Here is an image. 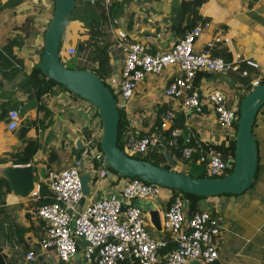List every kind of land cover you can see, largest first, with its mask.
Masks as SVG:
<instances>
[{
	"label": "crops",
	"instance_id": "crops-1",
	"mask_svg": "<svg viewBox=\"0 0 264 264\" xmlns=\"http://www.w3.org/2000/svg\"><path fill=\"white\" fill-rule=\"evenodd\" d=\"M183 1L188 0H177L182 19L179 23H172L168 18L175 15V0H102L106 13L102 38H107L110 43L108 52L112 70L105 82L109 84L112 76L117 77L121 72L124 52L117 44L119 32L126 34L128 42H148L152 52H166L191 30L182 31L192 17L183 14ZM112 2L116 4L113 12L110 11ZM75 3L77 18L65 27L63 47L77 46L87 41L89 31L86 26L93 19L100 21L96 0L93 3L91 0H76ZM53 7L52 0H0V113L2 106L17 109L20 113L25 109L24 115L20 114L18 130H27V138L40 142V149L29 163L14 164L7 153L20 150L24 144L18 132H12L8 124L0 122V179H5L0 181V264H90L85 256L83 240H78L77 252L67 263L61 262L54 250L45 251L41 246L45 227L35 213L42 200L40 187L42 183L46 185L48 172L74 164L76 143L82 141L83 134L89 129L86 114L90 105L88 102L62 85H56L41 99L40 103L45 109L39 110V103L28 80L30 70L38 63L43 33L51 19ZM198 15L195 25L201 27V33L194 42V51L200 52L213 42V55L228 60L235 59L236 55L249 58L259 64L258 68L253 69L242 64L252 70L251 79L264 77V0H202ZM147 36L152 39L147 40ZM216 37L220 41L216 42ZM34 44L37 45L35 54L30 48ZM93 66L92 63L90 68ZM84 67L89 68H78ZM177 75H180L177 66H167L161 73L149 74L139 82L125 109L128 131L123 138L128 133L144 136L156 131L160 112L169 108L178 114L183 113V129H189V136L183 138L184 142L192 138L206 148H213V145L225 140V131L207 101L202 112L185 114L180 110L178 100L165 95L166 85ZM242 77L238 73L200 72L194 83L205 94L211 89L222 90L228 97L229 105L239 108L242 96L248 92ZM24 121L28 125H24ZM30 121H34V124L30 123L29 126ZM253 129L260 150L253 185L241 194H223L199 201L201 210L215 215L223 227L217 238L219 259L216 264H264V106L257 114ZM156 148L165 155L171 169L182 172L181 160L175 162L165 146ZM182 162L197 173L203 170V166L196 161L193 164L182 159ZM30 164L34 171V189L28 196L21 197L12 191L2 171L8 165ZM80 171L85 180L81 205L121 189L127 181V177L114 174L98 179L86 164L80 167ZM174 193L164 187L158 198L145 200L155 206L160 222ZM145 213L150 235L158 239L167 238V231L162 225L161 229L155 228L148 212ZM31 251L35 254L33 259L28 258ZM164 255L162 252L158 264H165Z\"/></svg>",
	"mask_w": 264,
	"mask_h": 264
},
{
	"label": "built area",
	"instance_id": "built-area-1",
	"mask_svg": "<svg viewBox=\"0 0 264 264\" xmlns=\"http://www.w3.org/2000/svg\"><path fill=\"white\" fill-rule=\"evenodd\" d=\"M200 33L201 27L197 25L168 51L152 52L148 42H128L126 34L119 32L117 44L124 52V59L120 74L112 76L109 84L113 93L120 98L118 108L125 111L139 82L149 74L161 73L167 66H177L180 75L168 82L164 89L165 95L178 100L180 110L185 114L202 112L207 101L225 131L224 141L228 145L235 140L239 108H232L228 97L220 89H211L205 94L195 85V77L199 72L238 73L245 77L249 72L241 70L242 64L253 68H258L259 64L240 55H236L233 60L213 55V42L200 52L194 51L193 45ZM146 39L152 38L147 36ZM214 40L218 42L220 38ZM76 50L75 46L63 47L61 56L62 53L73 56ZM89 54L90 49L79 54L78 61L85 63L83 66H92ZM260 81L261 78L252 80L251 88L261 84ZM86 111L89 129L82 137L85 149L81 158L68 168L48 172L46 185L53 202L38 206L35 211L45 227L41 246L45 251L54 250L64 263L74 257L78 240H83L86 245L85 256L90 264H120L122 261L158 264L167 238L158 239L150 235L146 213L134 201L158 198L162 186L138 178H127L121 189L81 205L80 201L84 198L80 171L82 165L91 168L98 179L109 178L113 174L100 147L102 126L100 116H96L98 110L90 104ZM176 116L174 109L162 110L158 116L157 130L144 136L126 134L123 150L130 156H144L152 146H160L162 140L168 147H177L181 129L172 127ZM8 117L9 130L19 127V110L10 109ZM168 130L170 138L166 140L165 133ZM181 155L188 162H193L197 155L196 163L203 166L205 177L225 176L234 165V156L224 157L222 152L214 148H206L199 142L189 144V140L184 142ZM185 207V201L178 194L162 217L161 225L175 246L165 252V264H187L194 260L205 264L215 263L219 259L217 238L223 228L220 220L206 210H200L186 219ZM34 256V252L28 253L29 259Z\"/></svg>",
	"mask_w": 264,
	"mask_h": 264
},
{
	"label": "water",
	"instance_id": "water-1",
	"mask_svg": "<svg viewBox=\"0 0 264 264\" xmlns=\"http://www.w3.org/2000/svg\"><path fill=\"white\" fill-rule=\"evenodd\" d=\"M53 2V13L44 33L39 68L46 78L56 81L97 108L102 126L100 147L113 172L122 177L138 178L147 183L201 197L237 195L253 185L260 155L253 126L258 112L264 106V82L248 91L241 100L235 135L234 165L231 173L221 177H195L135 158L118 145L120 110L111 88L91 70L68 68L61 60V44L65 27L71 20L76 0H54ZM173 8L175 15L168 19L172 23H179L182 13L177 0ZM162 22L164 23L165 20ZM181 136L188 138L189 129H183ZM164 143L165 140H162L161 146L164 147ZM76 147L75 161L81 158L85 149L81 140L77 141ZM2 175L16 195L26 197L34 189L32 164L8 165L3 169ZM80 202H83V198ZM134 204L142 208L144 212H148L152 225L161 229L159 212L154 205L145 200H135ZM192 264L201 263L195 261Z\"/></svg>",
	"mask_w": 264,
	"mask_h": 264
},
{
	"label": "trees",
	"instance_id": "trees-1",
	"mask_svg": "<svg viewBox=\"0 0 264 264\" xmlns=\"http://www.w3.org/2000/svg\"><path fill=\"white\" fill-rule=\"evenodd\" d=\"M52 1H54V0H52ZM201 3H202V0L183 1V14L184 15H186V14L192 15V17H190V19H189V22L182 29V31H184V33L187 30L192 29L196 26L195 24H196V22H198V19H199L198 8L201 5ZM96 5H97L96 8H97L99 15H100V21L93 19L89 23V25L86 26V27H88V31H89L88 32L89 39L87 41L81 42L77 45V52L80 54V53L84 52L85 50L90 49V54H89L90 58L89 59L94 64V66L92 68L89 67L88 70H91L92 72L97 74V76H99L105 82L107 77L110 76L111 71H112L111 66H110V56H109V52H108V49L110 47V43L107 42V38H102V36H104V31L102 30V25H103V22H105V18H106L105 9H104V6L102 5V0H96ZM115 8H116V4H115V2H112L111 7H110V11L113 12V10H115ZM76 18H77V10H76V3H75V7H74V10L72 13L71 20L76 19ZM44 33H45V31H44ZM44 33H43V37H44ZM62 47H63V42L61 44V49H62ZM42 52H43V47L41 48V51L39 52L38 63L30 70L29 75H28L29 76L28 80H29V83L31 84V86L33 88L36 101L39 103L37 106V108H39V110L45 109V107L40 103V101L44 97V95L47 94L50 90H52L53 86L61 85L52 79L46 78L43 75V73H42V71L38 65ZM72 60H77V58L75 56H72ZM85 68L86 67H84L83 69H85ZM242 69H246V66L242 65L241 70ZM251 69H253V67H251ZM246 70L249 71V74L245 77H242V76L241 77H242V81L247 86L248 91H250L252 89L250 86V82L252 81V79H251L252 70H250V69H246ZM263 82H264V77L261 78L260 83H263ZM108 86L110 87V85H108ZM111 90L113 91L112 88H111ZM243 97H244V95L242 96V98ZM240 103H241V101H240ZM9 110L10 109L8 108V106L7 107L2 106L1 113H0V122L6 123V124L9 122V117H8ZM119 110H120V122H119V133H118V145L123 149V137H124V134L128 131V121L126 118V112L122 109H119ZM24 113H25V109H23L22 112L20 113L21 116H23ZM97 115H99L98 111L96 112V116ZM30 123L33 125L34 121H30L29 126H30ZM23 124L28 125L27 121H24ZM19 127H20V125H19ZM19 127L12 130V132H18V137L20 138V140L24 144V146H22L20 148V150H18V151L8 152L7 154L10 155V157L12 158L11 160L14 162V164H27L34 158V156L37 154V151L40 149V142L38 139L27 138L26 137L27 130H21V129L18 130ZM172 127H178L180 129H183L185 127L184 120H183V113L182 114L177 113V116L175 119V124ZM236 127H237V124H236ZM86 133H88V132L86 131ZM165 138H166V140L168 138H170V131L169 130L166 131ZM194 143H195L194 139L190 138L189 144H194ZM257 145H258V143H257ZM165 147L169 149L168 151H170L171 154L173 155V159L175 162L181 160V163L183 164L182 167H185L186 169L189 170V168L182 162V159H181L182 158L181 153H182V149L184 147V139L182 138V136L178 140V146L177 147H168L167 145H165ZM213 148L222 152L224 157H228L230 155L235 157V140L230 141V143L228 145H226L225 141H223L220 144L213 145ZM259 154H260V152H259ZM133 157L149 161L155 165L163 166V167L168 168V169L172 168V166L169 163H167V159H166L165 155L162 152H160L157 148H150L148 153L144 156L136 155ZM197 157L198 156L196 155L194 157L193 162H191V163L195 164L194 161L197 160ZM257 169H258V167H257ZM191 170H192V168H191ZM232 170H233V168L230 170L229 173H231ZM113 173H115V172H113ZM117 176L121 177L118 174H117ZM205 176L206 175L204 174V171L202 170V171L198 172L195 177H205ZM255 177H256V175H255ZM1 180H3V179L1 178L0 181ZM8 188H9V186H8ZM171 190H173L175 192L171 198V201L173 200V198L176 195L180 194L182 196L183 200L185 201V204L188 202V205H186V207H185V216L187 218H190L194 213L201 210V208L199 206V201L203 198H206V197L197 196L195 194H190V193L183 192V191L176 190V189H171ZM40 193H41V199L42 200H41L39 206L53 202V197H52L50 190L43 183L41 184V187H40ZM174 247L175 246L171 242V240L169 239V234H168L167 235V245L165 248H163L161 250V253L162 252L165 253L167 251H170ZM122 262L129 264V262H127V261H122ZM133 264H139V263H133ZM212 264H216V262L212 263Z\"/></svg>",
	"mask_w": 264,
	"mask_h": 264
},
{
	"label": "rangeland",
	"instance_id": "rangeland-1",
	"mask_svg": "<svg viewBox=\"0 0 264 264\" xmlns=\"http://www.w3.org/2000/svg\"><path fill=\"white\" fill-rule=\"evenodd\" d=\"M52 15V14H51ZM36 46L37 45H33V47L31 46L30 48L32 49L33 48V51H34V54H35V49H36ZM63 46H64V44H63ZM76 48H77V46H75ZM63 48V47H62ZM73 56H75L76 58H77V60H78V57H79V53L77 52V50H76V53L73 55ZM61 60L63 61V64L65 65V66H67L68 68H72V69H74V68H78V67H81V66H83V65H85V63H81V62H79V63H77L78 61H76V60H72V56H68V55H64V53H62V56H61ZM81 63V64H80ZM81 65V66H80ZM108 84V83H107ZM108 85H110V84H108ZM248 91V90H247ZM247 93V92H246ZM115 98H116V100H117V102L120 100V98H119V96L118 95H116L115 96ZM12 105H18V104H15V103H13ZM254 130V129H253ZM259 152H260V150H259ZM185 162H186V160H184ZM181 171L182 172H180V173H185V174H188V175H192V176H196L197 175V172L195 171V170H188V169H186L185 167H182V169H181ZM114 175H117L116 173H113ZM112 174V175H113ZM82 181H83V192H84V190H85V180H84V178H83V176H82ZM164 187L162 186V189H163ZM166 235H168V232H166Z\"/></svg>",
	"mask_w": 264,
	"mask_h": 264
},
{
	"label": "clouds",
	"instance_id": "clouds-1",
	"mask_svg": "<svg viewBox=\"0 0 264 264\" xmlns=\"http://www.w3.org/2000/svg\"><path fill=\"white\" fill-rule=\"evenodd\" d=\"M164 146H165V144H164Z\"/></svg>",
	"mask_w": 264,
	"mask_h": 264
}]
</instances>
